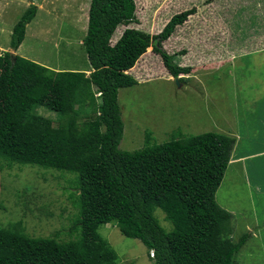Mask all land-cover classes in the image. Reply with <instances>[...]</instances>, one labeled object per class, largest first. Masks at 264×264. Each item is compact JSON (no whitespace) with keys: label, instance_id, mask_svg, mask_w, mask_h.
Wrapping results in <instances>:
<instances>
[{"label":"trees","instance_id":"1","mask_svg":"<svg viewBox=\"0 0 264 264\" xmlns=\"http://www.w3.org/2000/svg\"><path fill=\"white\" fill-rule=\"evenodd\" d=\"M35 9L29 4L14 22L8 42L12 51L0 50V166L71 172L68 197L76 211L67 233L73 238L32 237L20 223L0 227V264H113L116 254L97 231L106 223L138 239L147 254L151 250V264H232L248 234L231 240V214L216 204L214 192L234 137L204 131L156 143L146 133L141 147H118L123 124L117 92L136 83L126 71L151 47L170 76L187 74L190 69L176 64L160 43L194 8L172 14L158 33L149 35L128 26L135 18L134 0H89L81 39L92 69L88 76L52 70L14 53ZM86 104L94 114L78 126L75 119ZM40 106L64 121L52 126L35 112ZM51 146L63 151L55 154ZM72 148L79 151L76 156L68 155ZM155 208L171 224L169 231L152 216Z\"/></svg>","mask_w":264,"mask_h":264},{"label":"rangeland","instance_id":"2","mask_svg":"<svg viewBox=\"0 0 264 264\" xmlns=\"http://www.w3.org/2000/svg\"><path fill=\"white\" fill-rule=\"evenodd\" d=\"M134 1L135 18L128 26L149 35L158 33L172 14L194 8V13L188 15L160 43V48L172 54L176 64L190 70L187 74H179L177 77L180 78L176 81L167 73L160 57L151 51V47L146 48L126 71L136 83L117 92L123 124L118 147L122 150L139 148L146 133L151 142L159 143L187 134L219 132L222 130L220 125L227 126V117H234L235 111L240 119L253 124L255 113L251 115L252 104L249 114L246 112L249 97L264 95V90L260 88H264V0ZM4 2L0 1V9L5 5L3 16L7 17H0V46L9 41L11 27L25 8L23 4L20 7L18 1ZM45 23L50 24L49 27L43 26ZM31 27L22 46V50H28L27 56L30 58L44 65L69 68H80L87 62L81 45L83 33L79 26L71 27L66 21L51 18L40 19L34 28L37 33ZM123 28L122 25L115 28L110 43ZM45 29H50L56 38L60 33L63 41L51 47V36L43 33ZM259 50L262 52H255ZM92 90L97 103L98 94L93 86ZM242 96H247L248 100L243 105L239 98ZM235 100L237 108L233 105ZM253 106L260 109L261 103H253ZM90 109L86 104L76 117L78 126L91 119L89 116L94 112ZM35 112L49 118L54 127L64 121L54 111L42 106L36 108ZM98 129L99 132L102 130ZM51 147L49 150L55 154L63 151ZM67 152L69 156L79 153L75 148ZM75 164L80 163L77 161ZM72 177V173L66 170L30 164L0 166V227L20 223L22 232L32 237L73 238L67 233L76 211L68 197L73 190ZM232 180L229 171L221 179L214 193V200L219 206H224L223 201L228 205L239 202L237 196L221 190ZM239 205H235V209L242 208ZM249 211L250 206H247L243 214L233 215L230 219L231 229L237 230L239 236L244 231L241 223L248 217ZM152 216L164 231L171 229V224L163 218L158 208L153 210ZM97 231L116 254L113 264H151L143 244L136 238L121 235L114 224L100 225Z\"/></svg>","mask_w":264,"mask_h":264},{"label":"crops","instance_id":"3","mask_svg":"<svg viewBox=\"0 0 264 264\" xmlns=\"http://www.w3.org/2000/svg\"><path fill=\"white\" fill-rule=\"evenodd\" d=\"M0 1H3V3H5L4 1H18L19 5L23 4V7L25 8L29 4L35 6V15L25 25L23 38L14 51V53L19 56H22L26 59L28 58V60L31 59L30 61L33 60L32 62L35 61V63H37L38 61L34 58H30L29 56H27L28 50H22V46L26 38L29 26L32 25L33 28H31L34 30L38 23H40V19L49 20L53 18L55 21H66L70 23L71 27L77 28L79 26V30L81 31V33H83L82 35H84L85 33L89 0ZM21 6L22 5H20V7ZM4 7L5 5L1 7L2 9H0V17L2 16L5 17L4 19H6L7 15L3 16V13L5 11ZM76 22L80 24H74ZM48 25L50 24L45 23L43 26ZM34 32L37 33L36 30H34ZM43 33L46 34V36H51V38L49 37V39L52 41L51 47H55L58 42H62L64 39L60 37V33H58L57 38L54 37L53 34L50 32V29H45ZM46 36H44V38ZM8 42L5 43L3 46H0L1 51H12L8 47ZM255 52L262 51L259 50ZM84 57L86 58V55ZM38 64L52 70L80 71L83 72L86 76H88L89 72L92 70L88 64V61L80 68L60 67L58 65L49 66L44 65L40 62H38ZM260 88L264 90V88ZM239 98H241L242 105L248 102L247 96H242ZM249 98L250 101L246 112L247 114H249L248 111L252 104L253 112L251 113V115L255 113L253 115V124H250L249 120L240 119L239 116H237V112L235 111L236 114L234 115V117H227V126L220 125L222 130L219 131L221 133L234 137V144L229 155V160L222 175V178H224L226 172L229 171L233 180L230 181L221 190H224L233 196H237L239 199V202L231 205H228L227 202L223 201L224 206H220L222 209L229 212L231 214V217H233V215L243 214L244 208L250 206L248 217H246L245 221L241 223L242 230H244L243 233H247L248 236L244 240L239 250L234 255L233 264H244L245 261L253 262L251 264H264V95L252 96ZM236 102L237 101L235 100L233 103L235 108L238 107ZM253 103H261L260 109H257V106H253ZM261 109L263 110V112ZM256 112H259L260 114ZM246 117L247 119H249L247 115ZM237 204L242 205V208H240L239 210L235 209V205ZM231 232L228 235L231 240L237 239L239 237L238 231L234 228L231 229Z\"/></svg>","mask_w":264,"mask_h":264},{"label":"built area","instance_id":"4","mask_svg":"<svg viewBox=\"0 0 264 264\" xmlns=\"http://www.w3.org/2000/svg\"><path fill=\"white\" fill-rule=\"evenodd\" d=\"M149 256H152V251L151 250H149Z\"/></svg>","mask_w":264,"mask_h":264},{"label":"water","instance_id":"5","mask_svg":"<svg viewBox=\"0 0 264 264\" xmlns=\"http://www.w3.org/2000/svg\"><path fill=\"white\" fill-rule=\"evenodd\" d=\"M175 80L177 81V78H175Z\"/></svg>","mask_w":264,"mask_h":264},{"label":"clouds","instance_id":"6","mask_svg":"<svg viewBox=\"0 0 264 264\" xmlns=\"http://www.w3.org/2000/svg\"><path fill=\"white\" fill-rule=\"evenodd\" d=\"M149 253V252H148ZM151 257V256H150Z\"/></svg>","mask_w":264,"mask_h":264}]
</instances>
